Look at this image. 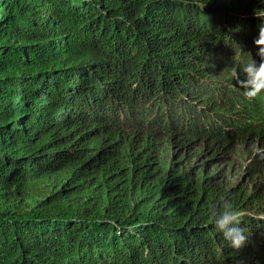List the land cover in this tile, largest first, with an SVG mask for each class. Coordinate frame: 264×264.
<instances>
[{
    "label": "trees",
    "instance_id": "16d2710c",
    "mask_svg": "<svg viewBox=\"0 0 264 264\" xmlns=\"http://www.w3.org/2000/svg\"><path fill=\"white\" fill-rule=\"evenodd\" d=\"M257 10L0 0V264H264V93L236 83Z\"/></svg>",
    "mask_w": 264,
    "mask_h": 264
},
{
    "label": "clouds",
    "instance_id": "9594fccd",
    "mask_svg": "<svg viewBox=\"0 0 264 264\" xmlns=\"http://www.w3.org/2000/svg\"><path fill=\"white\" fill-rule=\"evenodd\" d=\"M264 5V0H260ZM255 17L264 18V10L253 12ZM256 46L257 60L251 58L240 68L243 78L237 77L236 83L243 90L247 98H255L264 93V19L257 25V35L253 39ZM210 221L215 230L221 234L223 241L232 249L239 250L245 247L249 237L244 227H241V213L233 209L223 194H217L214 204L209 205Z\"/></svg>",
    "mask_w": 264,
    "mask_h": 264
}]
</instances>
